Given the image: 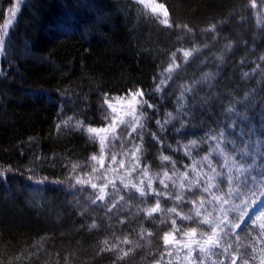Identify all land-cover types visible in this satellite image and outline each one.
<instances>
[{"label":"trees","instance_id":"16d2710c","mask_svg":"<svg viewBox=\"0 0 264 264\" xmlns=\"http://www.w3.org/2000/svg\"><path fill=\"white\" fill-rule=\"evenodd\" d=\"M13 1L0 0V264H230L241 246L261 261L264 199L247 210L256 183L229 176L264 180V0H157L164 17L137 0H21L5 29ZM132 97L141 120L118 129L119 158L102 155L90 129ZM119 170L137 186L97 178Z\"/></svg>","mask_w":264,"mask_h":264},{"label":"rangeland","instance_id":"374dc122","mask_svg":"<svg viewBox=\"0 0 264 264\" xmlns=\"http://www.w3.org/2000/svg\"><path fill=\"white\" fill-rule=\"evenodd\" d=\"M137 1L139 3H142V5L144 7L146 6L152 12L159 14L163 17L167 13L166 7L162 3L158 2L157 0H137ZM20 2H21V0H15L14 3L11 5V8H13V6H15L16 10L18 11L19 6H20ZM13 16L14 15L12 12H10V11L7 12V16H6L7 20L5 19V23H4L5 29H7V27L9 26V23H10L11 19L13 18ZM2 49H3V46H0V55H2L1 54ZM243 72H245V71H243ZM245 73H247V72H245ZM245 73H244V77L241 76V78H239L240 81H244V79L246 80L245 77L247 76V74H245ZM231 80H232V78H231ZM186 89L187 88L183 89V91H185ZM208 90L210 91L211 94L209 96H207L206 98L204 96H202L203 101L206 104L210 103L212 97L214 95H216L215 91L212 90L211 88H208ZM187 97H188L187 93H183L179 96L178 103L180 105V109H182L184 106H186L185 102H186ZM132 101H133V97L131 99H127L125 101H116L114 104V107H111V112L115 113V117L113 119V122L109 126H106L104 128H92V129H95L96 131H91L92 133L90 134V136L93 138L99 139V142L101 144V148L103 151L102 155L109 154V155H112V156L119 158L120 157V152H119L120 150H118L116 145L114 144L116 142L115 137L118 134V129L123 125H126L127 126L126 128H130L132 125H133V127L134 126L136 127V125L139 123L138 120H141L140 116H137L138 110H137V106H136V101H134V102H132ZM239 101H242V100H239ZM179 111H181V110H179ZM223 113L226 114L227 110L225 109V111H223ZM180 115H182V114H170V115H167V117L162 121H164L165 123H169V122L172 123L175 121L174 119H176V117L179 118ZM133 120L136 122L133 123ZM142 120H143V116H142ZM225 120H227V119H225ZM162 121L159 122V129L161 131H164L165 125ZM176 123H180L179 129L183 128L184 120L183 121H181V120L177 121ZM210 134H212V133L207 132L205 134V136L209 137ZM190 141H192L191 143L193 145H195L197 142H200L199 139H192ZM191 143H189L190 144L189 148H188L189 150H191V148H192ZM143 145H144V143H143ZM143 145L140 144V145L136 146L134 153H133V156H131L132 154L127 155L126 159L128 160V163H130L129 167H132V166L137 167V166L141 165L142 160H143L142 154L144 152ZM248 167H245V168H248ZM191 171H194L196 173L198 172V170L195 167H192V168L186 167V169L183 172L182 179L187 180L191 175ZM98 173H99L98 177H97L98 180L99 181L101 180L102 182H106V183H110V182L112 183L114 180L113 178H116L117 180L122 181L124 183V186H127V187L137 186V183H139V181H137V178L133 173L124 174L122 170L115 171V172H105V173H104V171H99ZM108 174H110L113 178H111L110 176L105 177ZM143 180H146V178ZM251 187H253V189H250L249 192L246 193L247 194L246 201H248L247 210L252 208L255 201L260 200V199H264V180H263V182H256V184L253 186H250V188ZM36 188H38V187H36ZM36 188L31 189L32 193L34 195L38 191ZM233 193H234V191H233ZM221 204L222 205L220 207H218L219 210L217 209V211L219 213V218H220V214L222 212L226 213V206L228 203L222 202ZM226 220H227V216L222 215L221 221L224 222ZM252 222L254 225H256L258 227L260 224H264V206L260 207L257 210V212L254 215V218L252 219ZM259 229L261 230V232H264V229H261L260 227H259ZM257 249H258L257 255L262 257L261 261H264V242L263 243L259 242ZM261 261H259L257 264H261ZM212 262H213V264H224L223 260H217V259H213V258H212Z\"/></svg>","mask_w":264,"mask_h":264},{"label":"snow or ice","instance_id":"6c2138e0","mask_svg":"<svg viewBox=\"0 0 264 264\" xmlns=\"http://www.w3.org/2000/svg\"><path fill=\"white\" fill-rule=\"evenodd\" d=\"M10 12L13 13V15L16 12V8L15 6H13V8L9 9ZM3 41L0 40V46H2ZM185 55H187V53H185ZM137 95H143L142 92L137 93ZM149 107H151V105H149ZM159 123V122H157ZM90 131H96L95 129H90ZM233 147H235V145L233 144ZM245 155H251V153H245ZM94 158V157H93ZM164 159L166 160L167 157H164ZM211 167V166H210ZM213 172H215V169H212ZM236 175L233 176H229V181H231L232 179H235L236 183H242L245 186H247L248 183H256V178L251 176V166H249L248 168L245 169H240L237 168L236 169ZM77 183H80V181H77ZM161 183H163L161 181ZM97 186L95 184L92 185V188H96ZM205 192L208 191V188L205 187L204 189ZM144 193L141 192V195H143ZM240 193H237V196H239ZM99 199H103V197H99ZM177 199H179V197H177ZM157 208H159V203H157L156 208L152 209V212H155L157 210ZM225 227H228L227 225H225ZM236 228H240L241 226L239 224L235 225ZM259 227L261 229H264V224H260ZM232 231L231 227H228V232H225L224 235L227 236L228 233H230ZM164 242L165 244L168 243V236L165 235L164 237ZM233 253H235V255H233ZM223 254V253H220ZM229 255V259H230V264H237V260L240 261V264H254L255 260H256V256L253 254V250L249 247H237V248H233L232 252L228 254ZM261 264H264V261H261Z\"/></svg>","mask_w":264,"mask_h":264},{"label":"bare ground","instance_id":"6f19581e","mask_svg":"<svg viewBox=\"0 0 264 264\" xmlns=\"http://www.w3.org/2000/svg\"><path fill=\"white\" fill-rule=\"evenodd\" d=\"M14 2V1H13ZM160 122V121H159ZM156 126V125H155ZM157 127V126H156ZM158 130V129H157ZM186 159H188V158H186ZM189 160V159H188Z\"/></svg>","mask_w":264,"mask_h":264}]
</instances>
